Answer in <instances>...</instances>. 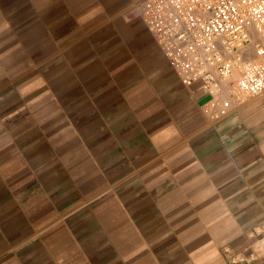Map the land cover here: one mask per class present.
Wrapping results in <instances>:
<instances>
[{"label": "crops", "instance_id": "crops-1", "mask_svg": "<svg viewBox=\"0 0 264 264\" xmlns=\"http://www.w3.org/2000/svg\"><path fill=\"white\" fill-rule=\"evenodd\" d=\"M143 0H0V264H264V94L183 84Z\"/></svg>", "mask_w": 264, "mask_h": 264}, {"label": "built area", "instance_id": "built-area-1", "mask_svg": "<svg viewBox=\"0 0 264 264\" xmlns=\"http://www.w3.org/2000/svg\"><path fill=\"white\" fill-rule=\"evenodd\" d=\"M142 17L183 84L220 120L264 94V0H143Z\"/></svg>", "mask_w": 264, "mask_h": 264}]
</instances>
